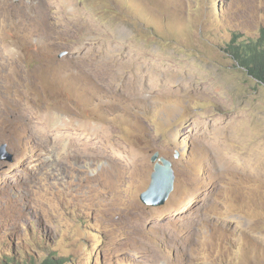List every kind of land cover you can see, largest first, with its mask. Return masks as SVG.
<instances>
[{"label": "rangeland", "instance_id": "1", "mask_svg": "<svg viewBox=\"0 0 264 264\" xmlns=\"http://www.w3.org/2000/svg\"><path fill=\"white\" fill-rule=\"evenodd\" d=\"M234 35L264 0H0V264H264V87Z\"/></svg>", "mask_w": 264, "mask_h": 264}, {"label": "trees", "instance_id": "2", "mask_svg": "<svg viewBox=\"0 0 264 264\" xmlns=\"http://www.w3.org/2000/svg\"><path fill=\"white\" fill-rule=\"evenodd\" d=\"M234 64L242 69L247 76L264 87V35L253 41H237L236 35L224 50ZM10 262V264H19ZM8 264V263H6ZM22 264H63L55 254L44 257L39 262L23 258Z\"/></svg>", "mask_w": 264, "mask_h": 264}, {"label": "water", "instance_id": "3", "mask_svg": "<svg viewBox=\"0 0 264 264\" xmlns=\"http://www.w3.org/2000/svg\"><path fill=\"white\" fill-rule=\"evenodd\" d=\"M63 55L65 52L60 53L58 57L61 58ZM0 161H13L11 154H5L4 144L0 145ZM150 162L153 163L150 182L147 189L140 194L139 199L148 207H159L165 203L173 190L174 172L171 162L157 152L151 156Z\"/></svg>", "mask_w": 264, "mask_h": 264}, {"label": "bare ground", "instance_id": "4", "mask_svg": "<svg viewBox=\"0 0 264 264\" xmlns=\"http://www.w3.org/2000/svg\"><path fill=\"white\" fill-rule=\"evenodd\" d=\"M27 81H28V80H27ZM25 82H26V81H25ZM31 87H32V86H31ZM38 91H39V90H38ZM32 94H33V93H32ZM33 95H34V94H33ZM40 95H42V94H40ZM30 96H31V95H30ZM32 97H33V96H32ZM28 98H29V97H28ZM33 101H34V100H33ZM40 106H41V105H40ZM35 108H36V106H35ZM39 109H40V108H39ZM41 109H42V108H41ZM37 112H38V111H37ZM40 112H41V111H40ZM42 113H43V112H42ZM37 114H39V113H37ZM37 114H36V115H37ZM39 115H40V114H39ZM35 117H36V116H35ZM41 120H42V119H41ZM36 121H37V120H36ZM3 122H4V121H3ZM38 122H39V121H38ZM36 125H37V124H36ZM38 126H39V125H38ZM40 126H42V125H40ZM40 126H39V127H40ZM2 127H3V126H2ZM40 129H41V128H40ZM0 130H1V129H0ZM9 132H10V131H9ZM12 132H13V131H12ZM2 135H3V134H2ZM4 135H5V134H4ZM7 135H8V134H6V136H7ZM12 135H13V133H12ZM16 135H18V134H16ZM3 137H4V136H3ZM8 137H9V136H8ZM8 137H7V138H8ZM15 137H16V136H15Z\"/></svg>", "mask_w": 264, "mask_h": 264}]
</instances>
